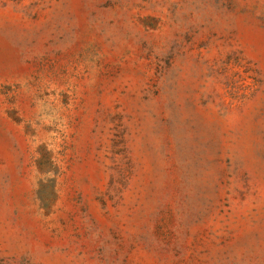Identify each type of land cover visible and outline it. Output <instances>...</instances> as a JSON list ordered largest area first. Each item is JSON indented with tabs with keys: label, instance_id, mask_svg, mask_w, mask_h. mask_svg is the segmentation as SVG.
Returning <instances> with one entry per match:
<instances>
[{
	"label": "rangeland",
	"instance_id": "obj_1",
	"mask_svg": "<svg viewBox=\"0 0 264 264\" xmlns=\"http://www.w3.org/2000/svg\"><path fill=\"white\" fill-rule=\"evenodd\" d=\"M0 264H264V0H0Z\"/></svg>",
	"mask_w": 264,
	"mask_h": 264
}]
</instances>
